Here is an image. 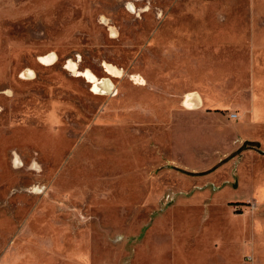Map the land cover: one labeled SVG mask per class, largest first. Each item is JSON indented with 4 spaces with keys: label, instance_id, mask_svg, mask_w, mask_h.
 <instances>
[{
    "label": "rangeland",
    "instance_id": "rangeland-1",
    "mask_svg": "<svg viewBox=\"0 0 264 264\" xmlns=\"http://www.w3.org/2000/svg\"><path fill=\"white\" fill-rule=\"evenodd\" d=\"M0 264H264V0H0Z\"/></svg>",
    "mask_w": 264,
    "mask_h": 264
},
{
    "label": "bare ground",
    "instance_id": "bare-ground-1",
    "mask_svg": "<svg viewBox=\"0 0 264 264\" xmlns=\"http://www.w3.org/2000/svg\"><path fill=\"white\" fill-rule=\"evenodd\" d=\"M56 55L54 53L49 54L46 57H40L39 60L46 63L47 65H52L56 60ZM71 67V66H70ZM109 69V68H108ZM31 70V69H30ZM32 71H28L30 74ZM85 76L88 78V80L95 86V88L99 87L100 85L104 84V79L101 81L99 78H97L91 71L87 70L83 72ZM80 75V74H79ZM108 82H110L109 78H106ZM261 99V98H260ZM198 102H200L198 100ZM259 191V190H258ZM263 245V244H262Z\"/></svg>",
    "mask_w": 264,
    "mask_h": 264
},
{
    "label": "trees",
    "instance_id": "trees-1",
    "mask_svg": "<svg viewBox=\"0 0 264 264\" xmlns=\"http://www.w3.org/2000/svg\"><path fill=\"white\" fill-rule=\"evenodd\" d=\"M246 144H251V145H256V146L258 145L257 142H256V143H255V142H246ZM246 144H245V145H246ZM245 145H244L243 147H241V148L239 149V151L246 149L247 147H245Z\"/></svg>",
    "mask_w": 264,
    "mask_h": 264
}]
</instances>
